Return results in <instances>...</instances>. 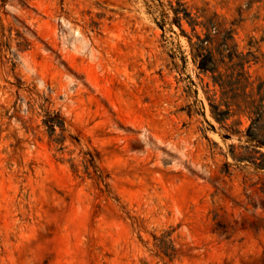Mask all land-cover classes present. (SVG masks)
Instances as JSON below:
<instances>
[{
	"label": "rangeland",
	"instance_id": "rangeland-1",
	"mask_svg": "<svg viewBox=\"0 0 264 264\" xmlns=\"http://www.w3.org/2000/svg\"><path fill=\"white\" fill-rule=\"evenodd\" d=\"M0 264H264V0H0Z\"/></svg>",
	"mask_w": 264,
	"mask_h": 264
},
{
	"label": "trees",
	"instance_id": "trees-1",
	"mask_svg": "<svg viewBox=\"0 0 264 264\" xmlns=\"http://www.w3.org/2000/svg\"><path fill=\"white\" fill-rule=\"evenodd\" d=\"M233 40V36H232V31L228 30L226 31L225 35L222 37V41L220 43V46H222V48H217L216 51L217 53L220 55V58L215 60L212 56V49L210 47H208V44L211 43V36L209 31L205 34V38L204 39H200L198 37L197 42L192 43L190 42V48L192 51V58L193 61L195 62L197 60L198 57H201L200 59V67L203 68L204 71H207L211 74L212 80L214 82H219L220 86L223 87V82L220 80V76L219 75H215V71L216 68L218 67L219 63H223V52L225 50H229L228 54L226 55L228 57V61H231L232 58L235 56L233 49L230 47L226 46V41ZM206 50L207 54H203L202 51ZM237 57V56H236ZM240 68H243V64H235V63H231V65L228 68H233L235 66H238ZM211 111L214 115V118L217 121H222L223 118L218 117L215 112H214V108L211 106Z\"/></svg>",
	"mask_w": 264,
	"mask_h": 264
},
{
	"label": "bare ground",
	"instance_id": "bare-ground-1",
	"mask_svg": "<svg viewBox=\"0 0 264 264\" xmlns=\"http://www.w3.org/2000/svg\"><path fill=\"white\" fill-rule=\"evenodd\" d=\"M206 109H208V108H206ZM208 115V114H207Z\"/></svg>",
	"mask_w": 264,
	"mask_h": 264
}]
</instances>
